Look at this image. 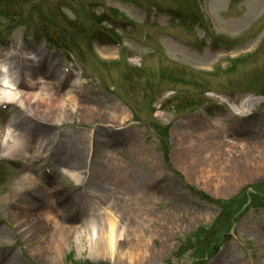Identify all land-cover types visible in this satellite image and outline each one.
<instances>
[{
	"label": "rangeland",
	"instance_id": "obj_1",
	"mask_svg": "<svg viewBox=\"0 0 264 264\" xmlns=\"http://www.w3.org/2000/svg\"><path fill=\"white\" fill-rule=\"evenodd\" d=\"M31 3L0 59L64 109L0 104V264H264V0Z\"/></svg>",
	"mask_w": 264,
	"mask_h": 264
},
{
	"label": "bare ground",
	"instance_id": "obj_2",
	"mask_svg": "<svg viewBox=\"0 0 264 264\" xmlns=\"http://www.w3.org/2000/svg\"><path fill=\"white\" fill-rule=\"evenodd\" d=\"M32 53H29L31 55ZM33 58V56H31ZM0 59V104L1 103H10V104H19L23 103L25 107H27L31 113H35V109H38L37 106H39V110H36L38 112H41L42 114H46V112L50 108H53L58 104L60 109H64L63 107V101L62 102H56L55 100H58L56 95H53L51 93V86L49 82L45 80V75L42 74H36L33 72L31 73L32 70L28 68L27 70V75L29 78H27V85L24 87V89L18 88L15 80L16 73L18 74L19 72L15 73V70L11 66L12 63H10V60L5 56H2ZM20 74V73H19ZM21 77V75H19ZM24 77V76H22ZM35 83H38L40 86L35 87ZM28 91H31L30 93ZM47 95V96H46ZM48 97V98H46ZM48 105H47V104ZM45 104L46 108L41 109L40 105ZM36 105V106H35ZM41 105V106H42ZM23 106V105H22ZM43 107V106H42ZM74 110V109H73ZM65 112H61V117ZM218 123V122H216ZM8 133H10V130H8ZM221 157H219L218 153H215L213 156L205 158L204 161H206L207 164H213L212 160L214 162H220ZM188 162V161H187ZM71 175L74 178H78L77 172H70ZM47 220L51 219L50 216H47ZM110 233V238L111 235L114 234L113 227H111V230L109 231ZM107 244H101L99 250L102 256L106 255L109 253L107 252ZM109 246V245H108ZM111 246V245H110ZM111 249V248H110Z\"/></svg>",
	"mask_w": 264,
	"mask_h": 264
},
{
	"label": "trees",
	"instance_id": "obj_3",
	"mask_svg": "<svg viewBox=\"0 0 264 264\" xmlns=\"http://www.w3.org/2000/svg\"><path fill=\"white\" fill-rule=\"evenodd\" d=\"M15 3H12V2ZM32 4L31 0H0V28H3V30L5 29H9V28H14L13 26L16 25H20V26H24L26 21L24 20V12L23 10L25 9V6H28ZM33 13H36V11H32ZM98 24H101L103 22H106L107 20L104 17H98ZM41 20V18L39 19ZM19 27V26H18ZM41 29H43L41 31V33L43 34V36L49 41V43L57 46L58 48H60L61 45L56 44V42L54 43L55 40H53L47 31V29H49L48 25L46 23H43L41 21V26H39ZM47 34V35H46ZM3 36L0 35V40L2 39ZM264 95V93H263ZM245 194V192H244ZM254 196V195H253ZM234 205H230L228 206V208L230 209V214L231 215H236L237 211L239 209L236 208V205H240L243 206L246 204V197H244V199L240 202H234ZM198 253V251H197Z\"/></svg>",
	"mask_w": 264,
	"mask_h": 264
}]
</instances>
